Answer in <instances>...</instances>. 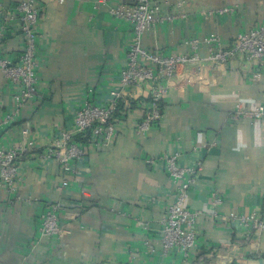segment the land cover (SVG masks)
Instances as JSON below:
<instances>
[{"label": "crops", "instance_id": "1", "mask_svg": "<svg viewBox=\"0 0 264 264\" xmlns=\"http://www.w3.org/2000/svg\"><path fill=\"white\" fill-rule=\"evenodd\" d=\"M22 1L0 4L13 10ZM36 1L42 10L40 85L10 124L5 121L18 87L0 73V148L19 142L25 128L37 143L22 159L18 192L10 197L0 188V264H264V233L247 241L231 219L233 212L264 215V116L252 114L264 106V60L237 55L218 66L207 64L203 77L192 83L179 85L181 77L168 83L162 119L144 134L136 127L148 90L123 99L114 143L108 148L89 143L87 157L75 163L78 173L72 174L54 160L39 162L37 154L71 126L86 101L105 103L117 86L133 27L110 9L135 0ZM188 1L187 19L145 33L147 49L189 54V39L211 34L234 39L264 25V0ZM224 8L232 11L208 13ZM24 47L21 25H9L0 58L16 60ZM200 54L210 56L206 46ZM256 72L262 74L258 81ZM176 153L183 165L204 164L188 198L199 214L198 242L188 259L179 249L162 251V219L177 191L162 163H146ZM66 179L69 185L62 187ZM214 193L221 204H214ZM52 204L61 207L63 239L40 231Z\"/></svg>", "mask_w": 264, "mask_h": 264}, {"label": "built area", "instance_id": "2", "mask_svg": "<svg viewBox=\"0 0 264 264\" xmlns=\"http://www.w3.org/2000/svg\"><path fill=\"white\" fill-rule=\"evenodd\" d=\"M108 0H100V4ZM188 0H135L132 5H121L110 9L111 14L133 27V39L126 54V64L122 69L117 86L108 94L105 103L95 104L90 100L77 111L73 123L54 142L37 154L39 162H58L66 171L77 174L75 163L87 157V145L76 141L75 137L90 132V143L102 148L111 146L117 136L116 114L123 99L139 98L146 88L149 101L142 120L137 124L138 134L151 130L163 116L161 103L168 94V83L179 79V85L192 83L203 77L206 65L218 66L227 63L237 55L250 61L264 60V25L241 33L234 39L211 34L204 38H192L186 45L192 48L189 54H164L153 52L144 45L145 33L164 24H174L190 16ZM232 9L210 10L209 14H225ZM21 25L25 39L23 52L16 60L0 58V73L9 82L18 87L14 97V108L6 117V123H12L20 110L25 108L35 97L40 85L38 71L39 39L42 23V10L36 0H23L15 9L8 10L0 4V43L5 37L9 25ZM206 46L210 56L203 58L200 48ZM262 77L254 74V80ZM93 92V90H90ZM240 111L241 109L238 108ZM254 117L264 116V106L256 108ZM37 149L36 140L30 129L22 131L19 142L9 147L0 148V188L6 189L9 196L18 192L22 177V159ZM181 155L165 154L158 158H148L146 163L155 166L162 163L176 187V198L167 205L162 219L161 244L164 254L179 249L188 259L198 242V213L188 206L189 193L197 182V176L203 170V162L195 166H186L180 162ZM69 185V180L62 182V187ZM215 205L222 203L217 193L213 194ZM58 204L50 205L42 216L40 231L43 236L63 239L65 228L60 224ZM231 219L237 221L245 240H250L254 233H264V215L231 213ZM148 229V225L145 226ZM150 253H154L150 242L146 243Z\"/></svg>", "mask_w": 264, "mask_h": 264}, {"label": "trees", "instance_id": "3", "mask_svg": "<svg viewBox=\"0 0 264 264\" xmlns=\"http://www.w3.org/2000/svg\"><path fill=\"white\" fill-rule=\"evenodd\" d=\"M120 107H121V102H120V105H119L118 113L120 111ZM117 114H116V116H117ZM75 139H76V141H79V142H81V143H83L85 145H88L90 143V141H91L90 140V132L87 134V136H85L84 134L77 135L75 137Z\"/></svg>", "mask_w": 264, "mask_h": 264}]
</instances>
